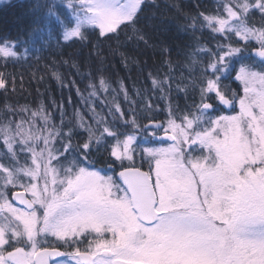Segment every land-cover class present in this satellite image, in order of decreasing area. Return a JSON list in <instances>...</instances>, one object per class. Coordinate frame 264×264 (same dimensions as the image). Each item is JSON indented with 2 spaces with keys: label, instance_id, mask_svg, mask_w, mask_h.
I'll return each instance as SVG.
<instances>
[{
  "label": "snow or ice",
  "instance_id": "6c2138e0",
  "mask_svg": "<svg viewBox=\"0 0 264 264\" xmlns=\"http://www.w3.org/2000/svg\"><path fill=\"white\" fill-rule=\"evenodd\" d=\"M157 7L34 0L29 38H0V264H264V0L192 4L183 61L164 59L130 92L104 75L100 45L155 47L140 25ZM93 38L101 67L62 60L87 81L79 107L12 101L9 66Z\"/></svg>",
  "mask_w": 264,
  "mask_h": 264
},
{
  "label": "trees",
  "instance_id": "16d2710c",
  "mask_svg": "<svg viewBox=\"0 0 264 264\" xmlns=\"http://www.w3.org/2000/svg\"><path fill=\"white\" fill-rule=\"evenodd\" d=\"M156 2L159 7L152 8L147 13V16L155 13V19L150 22L151 26H147L149 23L147 20L142 21L140 25L150 39V43L155 47H145L142 42L137 45L133 41L127 40L123 35L119 42L107 41L100 45L104 60L102 65L105 70L104 75L109 77L114 85L120 79H124L130 92L133 87L149 89L150 82L146 79L147 73L159 68L164 59L171 58L174 62L183 61L185 45L191 41L190 33H186L182 27L185 23L183 14L194 12L195 9L191 5L196 2L202 5V10H211L215 0H156ZM32 3L34 0H12L13 6H7L4 0H0V38L4 36L13 40L29 38L28 33L33 23V16L26 15V13H29V5ZM53 34L57 35L56 32ZM201 39L208 43L211 37L205 34ZM95 44L96 40L93 38L92 47L75 44L63 48L59 54L55 49L45 50L41 53L42 58L39 61L29 58L26 62L9 66L7 72L14 74L17 79V93L11 97L12 101L32 104L41 99L40 93H44L46 97L55 99L58 103L63 100L67 111L71 113L73 107L80 106L75 87L78 86L81 91H84L87 81L74 68L63 64L62 60L69 58L75 60L80 66L81 73L84 74L94 68L101 67ZM209 46H212L211 43ZM162 47L168 49L167 57L161 55ZM120 52H124L129 58H135L139 64H131V70L125 68L121 63ZM46 65L58 69L63 74L68 86L62 87L52 77L50 67H46ZM139 69H143V71ZM41 76L43 79H38ZM73 80L76 81L75 86L70 83ZM21 83L23 89L20 87ZM69 96L72 98L71 105L67 103ZM196 98L198 99V97ZM151 99L154 103L157 102L155 95H152ZM159 103L163 108V102L159 101ZM183 105L184 102L181 100V107Z\"/></svg>",
  "mask_w": 264,
  "mask_h": 264
}]
</instances>
